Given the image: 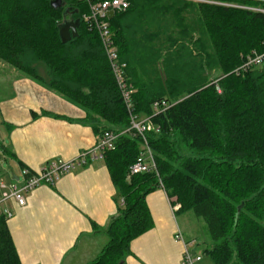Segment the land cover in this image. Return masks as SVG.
Returning <instances> with one entry per match:
<instances>
[{"label":"trees","instance_id":"obj_1","mask_svg":"<svg viewBox=\"0 0 264 264\" xmlns=\"http://www.w3.org/2000/svg\"><path fill=\"white\" fill-rule=\"evenodd\" d=\"M51 1L0 0V62L82 110L98 141L122 133L129 114L101 40L84 21L88 5L63 0L54 9ZM66 11L80 28L62 43ZM263 11L264 0H131L111 20L134 113L149 118L158 175H130L144 152L140 137L122 134L103 153L124 206L91 264H125L131 243L154 228L146 198L160 181L176 216L192 213L204 223V257L264 264V65L237 72L264 53ZM163 101L171 107L155 115ZM0 264H21L3 217Z\"/></svg>","mask_w":264,"mask_h":264},{"label":"crops","instance_id":"obj_2","mask_svg":"<svg viewBox=\"0 0 264 264\" xmlns=\"http://www.w3.org/2000/svg\"><path fill=\"white\" fill-rule=\"evenodd\" d=\"M9 68L1 77L8 83L0 85V199L7 191L2 185L23 183L24 169L37 173L58 160L76 161L98 142L82 110ZM86 160L54 186L28 194L25 207L6 203L14 213L5 220L21 264H91L107 245L105 230L122 199L117 201L104 159ZM146 201L154 228L131 243L125 264H184L187 248L203 264L166 192L156 190ZM178 231L185 243L176 240Z\"/></svg>","mask_w":264,"mask_h":264},{"label":"built area","instance_id":"obj_3","mask_svg":"<svg viewBox=\"0 0 264 264\" xmlns=\"http://www.w3.org/2000/svg\"><path fill=\"white\" fill-rule=\"evenodd\" d=\"M83 1L88 5L89 9L88 14L84 16V21L92 32L97 33L101 40L112 74L129 114L130 127L120 134L106 132L89 153L82 154L76 161L66 162L58 160L45 165L37 173H32L30 170L24 169L23 183H13L7 188L5 185H2V188L7 189V191L2 194L0 199V216L4 217L6 220H10L14 217L13 211L6 207L7 202H14L20 207H25L28 194L42 185L54 186L64 175L76 170L77 167L86 165V158L88 156L92 158H103L104 152L115 149L116 141L122 134H129L135 138L140 137L144 143V152L130 168V175L144 173H156L158 175L155 158L146 137L147 133L152 129L149 124V118H140L134 113V105L132 102L133 89L126 78V64L120 60L119 50L111 28V19L109 18L111 13L115 16L117 13L126 12L130 8L131 0ZM262 65H264V53H253L245 59L237 72H246ZM218 91L221 92L219 89ZM170 107L171 106L167 102H158L153 105V111L154 114L157 115L165 112ZM160 185L163 189L161 181ZM121 205L124 206L123 200ZM176 240L185 243L179 231L176 234ZM201 260L202 258L200 256H195L188 248L186 249L184 264H199Z\"/></svg>","mask_w":264,"mask_h":264},{"label":"rangeland","instance_id":"obj_4","mask_svg":"<svg viewBox=\"0 0 264 264\" xmlns=\"http://www.w3.org/2000/svg\"><path fill=\"white\" fill-rule=\"evenodd\" d=\"M6 69H10L9 66H7V68L5 66H0V80L2 81L0 82V85H3L5 83H3V81H6L1 79V77H4L5 74L9 75V70L7 71ZM6 83L8 82L6 81ZM178 222L182 225L185 236L184 238L196 239L200 243V246L196 247L195 250L198 252H202L205 249L203 241L207 239V233L204 223L201 220L197 219L192 213L180 215L178 217ZM203 258V264H213L210 258H207L206 256Z\"/></svg>","mask_w":264,"mask_h":264},{"label":"water","instance_id":"obj_5","mask_svg":"<svg viewBox=\"0 0 264 264\" xmlns=\"http://www.w3.org/2000/svg\"><path fill=\"white\" fill-rule=\"evenodd\" d=\"M51 6L54 9H60L65 6V3L63 0H52ZM64 17L67 20L62 25H60L58 29L62 43H68L72 38H77L78 29L80 28V21L73 20V14H69L68 11L65 12ZM109 18L112 20L114 18V14L111 13Z\"/></svg>","mask_w":264,"mask_h":264}]
</instances>
